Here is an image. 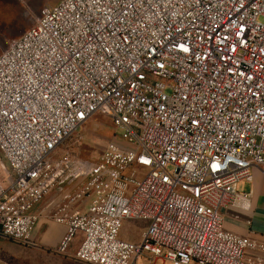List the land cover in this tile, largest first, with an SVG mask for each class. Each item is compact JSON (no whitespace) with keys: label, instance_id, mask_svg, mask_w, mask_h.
Instances as JSON below:
<instances>
[{"label":"built area","instance_id":"1","mask_svg":"<svg viewBox=\"0 0 264 264\" xmlns=\"http://www.w3.org/2000/svg\"><path fill=\"white\" fill-rule=\"evenodd\" d=\"M262 20L264 0L44 8L0 56V153L12 172L2 236L31 245L33 209L55 193L49 218L67 228L55 253L81 264H264V243L222 219L240 183L264 173ZM97 114L115 129L100 157L56 158ZM128 221L147 224L139 245L121 237Z\"/></svg>","mask_w":264,"mask_h":264},{"label":"rangeland","instance_id":"2","mask_svg":"<svg viewBox=\"0 0 264 264\" xmlns=\"http://www.w3.org/2000/svg\"><path fill=\"white\" fill-rule=\"evenodd\" d=\"M60 1L62 0H0V56L14 40L34 27L44 8L55 6ZM114 138L115 129L111 120L97 114L58 149L56 158L70 154L82 160L94 161L100 157ZM11 180L12 172L0 153V189H7ZM143 224L147 225L139 221L126 222L121 233L122 238L139 245L144 234ZM4 242L8 244L5 253L8 258L12 259L13 264H81L72 256H60L53 251H46L31 245H21L9 240ZM139 264L171 263L164 262L162 259L152 262L151 257H148Z\"/></svg>","mask_w":264,"mask_h":264},{"label":"crops","instance_id":"3","mask_svg":"<svg viewBox=\"0 0 264 264\" xmlns=\"http://www.w3.org/2000/svg\"><path fill=\"white\" fill-rule=\"evenodd\" d=\"M239 193L240 199L222 210L224 228L238 236L250 237L264 243V173L255 169L254 181L240 183ZM244 196L248 197L244 198ZM57 200L58 196L53 193L33 209V213L39 216V222L33 233L31 246L55 252L65 236L66 226L56 224L49 218L48 207L51 202ZM86 209L87 205L84 203L76 211L85 212ZM142 227L145 233L146 225L143 224ZM5 240L7 239L0 232V264H13L12 259L8 258L5 253L8 248ZM79 245L80 242L75 244L73 252L78 249Z\"/></svg>","mask_w":264,"mask_h":264},{"label":"water","instance_id":"4","mask_svg":"<svg viewBox=\"0 0 264 264\" xmlns=\"http://www.w3.org/2000/svg\"><path fill=\"white\" fill-rule=\"evenodd\" d=\"M0 230H1V227H0Z\"/></svg>","mask_w":264,"mask_h":264}]
</instances>
